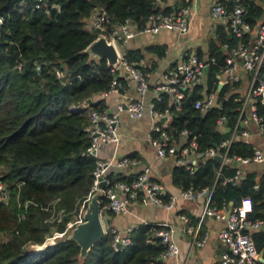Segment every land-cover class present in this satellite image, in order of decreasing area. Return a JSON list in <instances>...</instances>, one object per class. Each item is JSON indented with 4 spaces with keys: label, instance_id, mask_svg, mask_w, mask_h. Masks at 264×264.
Wrapping results in <instances>:
<instances>
[{
    "label": "trees",
    "instance_id": "obj_1",
    "mask_svg": "<svg viewBox=\"0 0 264 264\" xmlns=\"http://www.w3.org/2000/svg\"><path fill=\"white\" fill-rule=\"evenodd\" d=\"M163 1L0 0V182L8 192L7 202H0V234L5 233L0 239V264H162L159 254L164 246L157 239L145 242L152 224L132 228L130 244L118 250L111 247L107 229L82 258L78 244L68 238L67 224L81 219L96 157L86 151L87 111L105 106L103 98L79 108L71 104L106 91L113 77L104 59L90 58L85 51L98 34L97 29L86 26L87 19L93 9L103 7L110 23L129 18L141 26L151 12L177 9L175 4L160 5ZM243 4V20L253 25L263 8L253 0H243ZM223 42L234 45L236 39L223 24H217L207 39L208 56H213L216 64H210L201 83L186 92L179 109L167 93L155 102L157 109L169 111L170 134L178 138L185 129L186 140L194 138L198 149L212 147L225 136L216 127L219 114L228 117L225 125L231 127L238 113L240 103L230 86L217 90L215 74L224 62ZM124 56L141 68L143 53L139 49L126 48ZM202 89L215 91L217 105L200 112L193 101ZM256 113L264 115V104L256 102ZM252 147L248 140L234 139L227 153L250 156ZM127 156L137 157L134 153ZM254 163L247 164L249 169L245 168L234 184L222 182L223 177L234 174L231 164L222 165L220 177L215 178L219 161L213 157L198 160L192 172L173 164L170 175L180 188H211L208 204L215 207L235 205L248 197L252 207L247 218L264 221V175L251 167ZM124 169L110 167L106 177L129 180L135 176ZM105 200L99 197L100 203ZM54 233L61 235L45 243ZM251 238L264 257V226L252 230Z\"/></svg>",
    "mask_w": 264,
    "mask_h": 264
},
{
    "label": "built area",
    "instance_id": "obj_2",
    "mask_svg": "<svg viewBox=\"0 0 264 264\" xmlns=\"http://www.w3.org/2000/svg\"><path fill=\"white\" fill-rule=\"evenodd\" d=\"M253 1L263 8L261 15L253 25L243 20V0H212L210 4L211 19H225L223 23L227 33L236 39L234 45H229L227 42L221 44L224 62L217 66L215 74L217 90L224 85L230 86L229 91L235 92L234 99L240 104L231 127L225 125L228 117L224 113L218 115L215 120L216 127L221 128L227 136L220 139L216 145L206 149H198L192 137L187 141L185 129L180 130L178 138L173 137L167 128L168 109H157L155 102L161 99L162 93H167L175 109H179L180 101L185 97L186 92H189L194 84L201 83L208 66L216 64V59L208 56V51L203 57L198 55V50L195 48L183 49L178 67L169 68L162 73L160 80L151 85L153 97L145 103L143 96L149 89L147 76L142 68L127 61L124 51H120L118 46V43L124 46L136 35L156 33L160 29H170L179 35H186L189 30V7L183 5L168 12H151L141 26H136L129 18L123 19L119 24L110 23L103 7L93 9L90 16V28L97 29V37L103 36L114 46L116 61L111 65L106 63L113 73L109 88L87 99L90 101L95 97L104 99L108 94L119 93L128 87L134 89L136 96L116 101L113 107L105 104L101 109L93 108L87 111L88 124L85 130L89 137V144L86 151H94L92 153L96 155L87 200L96 191L100 192V197L106 199L100 203L99 207V213L103 215L105 211L115 214L124 213L127 211L129 202L137 199L159 205L165 210H171L178 199L191 201L205 196L206 202L196 227L188 224L189 219L184 213L179 214V219L184 229L192 233V241L198 246H202L208 236L207 231H202L198 235L197 227L201 220L206 216L223 221L222 226L216 232V237L223 247L218 255V264H264V261L259 259L260 253L256 250L251 238V231L264 226V221L247 218V213L252 207L248 197L241 198L235 205L224 204L215 207L208 204L211 188L179 187L175 193H168L160 181L151 177L147 165L141 166L135 176L129 180H109L106 172L110 167L131 168L139 165L140 160L138 157L127 155L107 158L101 156L99 152L104 145L117 143L121 139V133L117 129L119 114L125 113L128 117L138 118L147 110L150 124L145 134L146 142L153 147L157 157L170 156L176 165H183L189 172L194 170L201 158L216 159L218 157L219 166L215 170V178L220 177L222 165L231 164L235 167L234 174L223 177L222 182L229 181L234 184L242 177L244 166L250 162L264 161L261 146L253 145L250 156L241 157L227 153L232 140L240 138L249 141L253 134L259 137L260 143L264 146V115L256 113V102L264 104V0ZM53 6L57 7V4L54 3ZM55 73L59 75L58 70H55ZM118 77H121L122 81ZM215 94L214 90H203L201 96L193 101V106L203 112L217 105ZM87 99L77 101L71 104V107L86 106ZM162 117L164 118L161 119ZM262 174L264 175V170ZM100 182H104L102 187H99ZM7 200L8 192L4 184L0 182V202L6 203ZM246 204L247 208H245ZM152 225L145 242L153 243L157 239L164 246V250L159 254L160 260L174 256L177 253V245L172 238L171 229L167 224ZM131 230L130 226L124 229L110 227L111 247L118 250L130 244ZM147 264L153 263L148 262Z\"/></svg>",
    "mask_w": 264,
    "mask_h": 264
},
{
    "label": "crops",
    "instance_id": "obj_3",
    "mask_svg": "<svg viewBox=\"0 0 264 264\" xmlns=\"http://www.w3.org/2000/svg\"><path fill=\"white\" fill-rule=\"evenodd\" d=\"M189 7V24L198 26L201 23V28L198 30V35L195 36L193 28L188 30L186 35H179L176 31L170 29H160L156 33H141L129 39L123 46L122 51L126 48L139 49L143 56L139 59L141 68L147 76L149 89L143 96V100L147 103L153 93L151 85L158 80L162 73L179 65L180 54L183 49L195 48L201 52V56L207 53V35L214 33V27L217 24H223L225 19L213 20L210 17V4L212 0H164L160 5H176V8L184 5ZM91 18L88 17L86 26L90 27ZM192 20V21H191ZM190 33L191 38L188 34ZM157 47L156 50L149 49ZM161 50L162 54L157 51ZM203 84V83H202ZM201 93L203 89L200 90ZM136 93L132 87L121 90L119 93H110L104 98V103L113 107L116 101H123L128 97H135ZM98 98V97H97ZM92 98V99H97ZM150 124V118L147 110L138 118L128 117L125 113L119 114L117 129L121 133V139L117 143L107 144L102 147L99 154L107 158H116L123 155L134 153L140 160V164L131 168H126L125 173L137 172L141 166L147 165L151 177L160 181L168 193H175L179 187L173 184L171 180V168L175 164L174 159L170 156L157 157L151 145L145 140V134ZM253 145L261 146L264 153V146L260 143V139L255 134L250 136L249 140ZM251 167L262 174L264 170V161L254 163ZM248 168V165L244 166ZM206 202V197L202 196L191 201H183L178 199L175 202V207L171 210H165L163 207L142 202L137 199L130 201L127 211L120 214H115L110 211L103 213V219H107L108 223L104 225L106 231L110 227L124 229L126 227L134 228L142 223L154 225L167 224L171 229V235L177 245V253L174 256H168L161 260L162 264H218L219 252L223 249L219 243L216 232L222 226V220H216L212 217H204L198 224V235L202 231H207L208 236L202 246H198L192 241V233L186 231L182 222L179 219V214L184 213L188 219V224L196 227L197 220L202 213V209ZM260 253V252H259ZM260 256L261 253H260ZM263 257V256H262ZM264 258V257H263Z\"/></svg>",
    "mask_w": 264,
    "mask_h": 264
},
{
    "label": "water",
    "instance_id": "obj_4",
    "mask_svg": "<svg viewBox=\"0 0 264 264\" xmlns=\"http://www.w3.org/2000/svg\"><path fill=\"white\" fill-rule=\"evenodd\" d=\"M85 51L90 58H102L108 65L116 61V50L114 46L107 42L103 36H99L91 41L85 48ZM87 101H90V99H87ZM163 118L164 117L161 119ZM225 136H227V133H225ZM216 159H218V157H216ZM103 183L104 182H100L99 187H102ZM99 197L100 192L98 191L90 196L86 208L82 211L81 219L74 224L68 234V238L74 240L78 244V255L80 258L84 257L93 243L105 233L103 222L107 224L108 220L102 219L103 215L99 213ZM259 259L264 261L262 256H260Z\"/></svg>",
    "mask_w": 264,
    "mask_h": 264
},
{
    "label": "rangeland",
    "instance_id": "obj_5",
    "mask_svg": "<svg viewBox=\"0 0 264 264\" xmlns=\"http://www.w3.org/2000/svg\"><path fill=\"white\" fill-rule=\"evenodd\" d=\"M192 21V20H191ZM191 27L192 28H190V24H189V28L191 29V31H192V29L194 28L195 29V31H194V34H195V36L196 35H198V30L201 28V23H198V26H196V25H191ZM190 29H189V31H190ZM190 31V32H191ZM206 37L208 38L211 34L209 33V31L208 32H206ZM188 36H189V38H191V35H190V33L188 34ZM118 46H119V49H120V51H122V48H123V46H121L119 43H118ZM96 59V58H95ZM86 208V207H85ZM85 208H83L82 210H84ZM81 210V211H82ZM102 219H103V216H102ZM78 220L79 219H76L75 221H71L70 222V224L68 223L67 224V227H69V229H68V234L70 233V231H71V229H72V225H74L75 223H77L78 222ZM74 222V223H73ZM104 223V225L106 226V223L105 222H103ZM67 234V235H68ZM60 237V234L59 233H54V236L53 237H49L48 239H46V241H45V243H52L56 238H59ZM3 238H5V233H1L0 234V239H3Z\"/></svg>",
    "mask_w": 264,
    "mask_h": 264
},
{
    "label": "snow or ice",
    "instance_id": "obj_6",
    "mask_svg": "<svg viewBox=\"0 0 264 264\" xmlns=\"http://www.w3.org/2000/svg\"><path fill=\"white\" fill-rule=\"evenodd\" d=\"M245 208H247V204L245 205Z\"/></svg>",
    "mask_w": 264,
    "mask_h": 264
}]
</instances>
